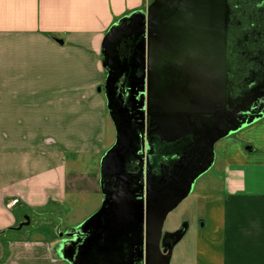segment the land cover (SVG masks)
Returning a JSON list of instances; mask_svg holds the SVG:
<instances>
[{
	"label": "crops",
	"instance_id": "0c3cea01",
	"mask_svg": "<svg viewBox=\"0 0 264 264\" xmlns=\"http://www.w3.org/2000/svg\"><path fill=\"white\" fill-rule=\"evenodd\" d=\"M151 2L0 0V264H68L59 235L103 201L99 173L75 168L108 139L102 41ZM232 135L220 186L196 196L200 226L175 251L182 225L169 264L174 251V264H264V116ZM92 197L91 215L76 217Z\"/></svg>",
	"mask_w": 264,
	"mask_h": 264
},
{
	"label": "water",
	"instance_id": "95a60500",
	"mask_svg": "<svg viewBox=\"0 0 264 264\" xmlns=\"http://www.w3.org/2000/svg\"><path fill=\"white\" fill-rule=\"evenodd\" d=\"M227 22V0H152L107 30L102 92L114 143L100 160L99 210L59 235L68 264H169L185 229L163 234L167 215L211 168L215 144L264 116L258 87L228 96ZM127 40L133 45L121 58ZM126 77L131 109L119 85ZM133 121L142 128L146 121L147 139ZM150 136L164 144L188 142L158 175L144 152ZM130 158L135 172L127 171Z\"/></svg>",
	"mask_w": 264,
	"mask_h": 264
},
{
	"label": "flooded vegetation",
	"instance_id": "af4514ba",
	"mask_svg": "<svg viewBox=\"0 0 264 264\" xmlns=\"http://www.w3.org/2000/svg\"><path fill=\"white\" fill-rule=\"evenodd\" d=\"M227 19V68L228 76H231L233 82L228 96L230 99H235L258 87L257 92L261 93L259 100L262 102L264 101V0H227ZM132 45L131 40L121 44L119 50L121 58L128 55ZM236 81L242 82L243 86L236 85ZM130 83V77L123 78L119 82V85H122V102L127 109L133 106L130 93L126 91ZM234 86L239 89H234ZM132 125L147 139L146 121L143 128L140 121H133ZM149 140L150 146H144V152L149 153L150 170L154 175L160 173L161 167L172 164L181 155L178 154L179 151L181 150L182 153L187 145L184 141L172 144L160 143L153 136H150ZM177 147L180 149L178 150ZM135 166L136 161L130 158L127 171L135 172Z\"/></svg>",
	"mask_w": 264,
	"mask_h": 264
},
{
	"label": "rangeland",
	"instance_id": "374dc122",
	"mask_svg": "<svg viewBox=\"0 0 264 264\" xmlns=\"http://www.w3.org/2000/svg\"><path fill=\"white\" fill-rule=\"evenodd\" d=\"M103 89V85L101 86L100 90ZM106 124H107V137L108 139L105 142V150L103 151L102 155L98 156H82L80 158V161L75 164V168L79 173H99V166H100V160L104 153L113 145L114 143V129L111 124V121L108 117V114L106 115ZM234 134V133H232ZM230 134L231 136H234ZM229 137V136H228ZM226 137V138H228ZM224 138L223 140L217 142L214 146V163L211 166V168L201 175L197 180L194 182L191 192L189 195L173 210L171 211L162 227V233L166 232H172L181 227L187 220L192 225L190 229L188 230L185 237L181 240L178 247H176L175 251L182 248L185 244H188L189 240L194 234V226L200 222L196 219V196L203 190V192L212 191L214 189H218L220 186V180L219 176L221 173V158H222V146L224 144ZM70 160L71 156H66ZM92 198L87 199V202L84 203L83 207H81L80 210L75 211V216H83L86 215L87 217L90 216L92 213L90 210L95 206L96 198L95 200ZM102 203V200L100 202V205ZM100 207V206H99ZM85 216V217H86ZM33 217V216H32ZM34 218V217H33ZM34 220V219H33ZM31 224H33V221H31ZM174 251V260H173V253L171 254V262L170 264H174L177 261H180L182 258L177 257L175 258L176 252Z\"/></svg>",
	"mask_w": 264,
	"mask_h": 264
},
{
	"label": "trees",
	"instance_id": "16d2710c",
	"mask_svg": "<svg viewBox=\"0 0 264 264\" xmlns=\"http://www.w3.org/2000/svg\"><path fill=\"white\" fill-rule=\"evenodd\" d=\"M227 78H228L227 89H228V93H229V92H230V91H229V88H231V87H232V85H231V84H232L233 82H232V78H231V76H227ZM236 82H237V84H236V85H239V86H241V87L243 86V83H242V82H239V81H236ZM229 84H230L231 86H230ZM234 89H236V90H237V89H239V88H235V86H234ZM236 90H235V91H236ZM184 144H185V143H184ZM186 144H188V142H186ZM182 146H183V145H182ZM178 148L180 149V147H177V149H178ZM179 149H178V150H179ZM180 152H181V150L179 151V153H178V154H181Z\"/></svg>",
	"mask_w": 264,
	"mask_h": 264
}]
</instances>
